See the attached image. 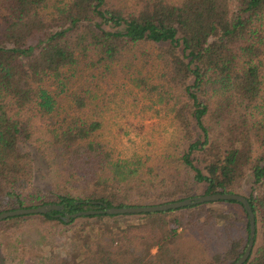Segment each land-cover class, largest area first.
I'll list each match as a JSON object with an SVG mask.
<instances>
[{
  "label": "trees",
  "instance_id": "1",
  "mask_svg": "<svg viewBox=\"0 0 264 264\" xmlns=\"http://www.w3.org/2000/svg\"><path fill=\"white\" fill-rule=\"evenodd\" d=\"M137 92L168 118L165 144L121 156L102 112ZM226 191L255 215L242 264H264V0H0V211L53 202L63 215ZM58 213L0 224L69 226L66 246L33 264H231L250 229L235 199Z\"/></svg>",
  "mask_w": 264,
  "mask_h": 264
},
{
  "label": "rangeland",
  "instance_id": "2",
  "mask_svg": "<svg viewBox=\"0 0 264 264\" xmlns=\"http://www.w3.org/2000/svg\"><path fill=\"white\" fill-rule=\"evenodd\" d=\"M108 106L102 112L105 123L103 132L117 154L127 156L135 152L159 150L164 146L165 139L161 137V132L168 118L160 119L151 113L153 109L160 108V104L152 103L137 92L122 100H111ZM159 121L162 126L157 124ZM139 122L143 123L142 128L134 125ZM169 128L173 129L171 126ZM39 185L47 189L49 178L42 176ZM66 227L69 226L61 224L56 230H50L33 218L24 219L13 232L3 230L0 224V260L8 264H33L46 254H56L66 246Z\"/></svg>",
  "mask_w": 264,
  "mask_h": 264
},
{
  "label": "water",
  "instance_id": "3",
  "mask_svg": "<svg viewBox=\"0 0 264 264\" xmlns=\"http://www.w3.org/2000/svg\"><path fill=\"white\" fill-rule=\"evenodd\" d=\"M217 199H235L240 201L249 218V237L245 249L241 253V255L233 261L231 264H242L246 258L249 256L251 252V248L254 242L255 236V215L252 209V206L248 200V198L241 193L237 192H210L204 194H197L189 197H185L178 200L165 201L156 204H146V205H126V206H107L105 205L102 209H83L78 210L73 213H65L61 215V212L64 211L63 203H53L47 202L43 204H39L36 206H28V207H18L14 209H5L0 211V220L12 215L19 214H28V213H45L51 210H57L59 215L65 220L68 221L71 217H77L80 215H88L93 213H133V212H147V211H157L164 210L170 208H176L186 205H192L196 203H201L205 201H212Z\"/></svg>",
  "mask_w": 264,
  "mask_h": 264
}]
</instances>
